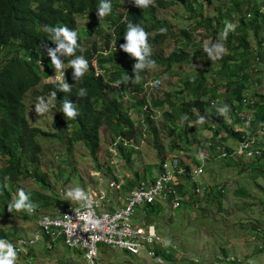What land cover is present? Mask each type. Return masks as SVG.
Returning <instances> with one entry per match:
<instances>
[{"label": "trees", "instance_id": "16d2710c", "mask_svg": "<svg viewBox=\"0 0 264 264\" xmlns=\"http://www.w3.org/2000/svg\"><path fill=\"white\" fill-rule=\"evenodd\" d=\"M99 1L0 0V160L3 163L0 166V217L10 215L8 205L17 199L12 197V191L22 179L35 177L40 186H45L41 174L29 172L30 166L33 164L38 166L37 163L40 161L41 149L37 137L46 135V133L38 126H32L26 118L25 91L33 90L42 83L37 94L52 98L54 106L59 105L62 108L63 103L70 100L69 96L77 94L75 87H70V91L65 92L60 90L57 82L47 83L50 75L57 69L53 64H47V60L51 61L52 57L44 52L43 41L49 33L56 41L63 40L62 35L59 39L56 38L55 28L67 27L71 31L75 28V20L79 17L85 20L88 18L89 23L92 24L94 22L93 14L99 11ZM175 1L182 3L190 12L189 19H193L187 27H183L178 33L171 31L166 18L156 14L158 7L166 8L175 4ZM206 1L210 2V0ZM119 3L117 0L110 3L111 10L108 13V16L116 23L123 15V13L120 15L115 13L120 6ZM121 5L127 8L126 21L117 25V31L120 35L122 32L126 35L129 23L135 27L136 22H144L145 28L154 34L147 40L151 54L142 52L144 60L140 61L132 53H129L130 60L126 63L127 65L118 67L115 74L105 67L104 59L99 61L100 68L105 69L102 74L95 75L89 64L87 73L81 78L82 84L79 85V87L83 85L86 93L84 100H87L81 103V96L76 97L77 104L72 102V106L78 115L74 119L69 118L68 122L63 121L61 125L64 130H67L68 127L71 128L70 131H64L67 138L66 144L82 141L95 161V168L100 169L101 166L96 156L100 139L98 129L102 124H105L112 140L120 137L115 148L128 161L135 148L123 145V139H140L141 131L138 128V126L140 127L138 125L140 117L142 123L148 128V133L153 139V146L158 152L159 167V164L168 156L161 155L163 148L156 138L154 120L150 113L143 109V105L147 102L145 95L133 96L136 103H132L131 106L136 107L133 108L137 114L129 116L124 112L128 107L122 104V100L119 98V89L116 88L113 96L106 94L110 88L108 82L111 80L121 83L127 81L129 84L134 82L136 74L143 71V68L137 69L135 66L138 63H144L147 67L149 60L155 61L154 66L162 67L163 72L169 73L173 66L194 63L195 67L193 65L188 70L175 72L182 85V89L179 91L181 93L179 102L175 105L167 98L172 105H168V109H162L161 112V119L165 121L164 131L168 132L171 139L168 153L175 150L181 151L183 154L177 155L181 165L197 166L198 159L196 161L187 148L192 146L196 140L195 132L192 129L193 124L206 118L207 125L210 126L209 130H212L213 133L208 145L209 155L213 157L219 155V147L224 146V151L228 155L223 160L226 165L230 164L231 161L227 158L234 149L224 145L228 137L237 140H245L247 137L246 130H234L232 122L249 120L252 128L264 126V93H253L249 98L246 93L249 90V72L253 69L261 70L260 61L264 58L261 50L264 44V0H228L227 3L222 2V5L217 7L218 11L212 16H203L204 3L202 0H156L149 7L152 10L144 7L137 9L136 0H121ZM223 8L224 10L221 12ZM231 15L237 16L235 30L228 31L225 37L223 35L225 31L224 19ZM127 21L130 22L125 24ZM50 28L51 31H49ZM198 29L203 30L204 35H201V32L193 35ZM80 30L87 32L91 30V26L85 24ZM172 37L177 46L168 53L158 50L159 46L165 44L166 40ZM212 39L215 40L216 45L220 44L225 48V52L218 59H212L215 55L211 56L210 52L205 50V44ZM252 40L256 41L255 47L252 46ZM40 60L44 64L43 66L39 64ZM201 60H204V64H202L204 67L197 66ZM124 74H128V77H124ZM207 74L214 75L209 78ZM142 81L138 83L137 91H142ZM222 90L224 92H221ZM53 92H55L54 97L51 95ZM245 99L247 102L244 101ZM99 101H101V106L97 108ZM149 102L155 108L165 106L164 100L157 98H152ZM225 106L228 107V111L222 115L220 110ZM244 109L250 110L251 118L242 115ZM235 111L240 112L239 116L235 117ZM142 112L143 114L139 115ZM225 115L228 117L226 118ZM65 116L62 110V117L65 118ZM62 117L59 114L58 120L62 121ZM252 131L256 132L255 129ZM221 132L226 135L222 136ZM53 134H55L54 136L59 135L57 132ZM253 149L258 151L254 155L256 159L248 163H241L239 173L254 172L257 170L256 166H260V172L264 170V144ZM239 157L241 156H238V159ZM147 166L148 169L145 167L142 175L134 171L132 178H125V189L134 186L139 179L151 178L149 170L151 166ZM109 170L111 171V168ZM110 176L115 180L118 179L113 172ZM41 177L43 180H39ZM8 184L12 190L8 188ZM198 186L202 188L200 184ZM207 186H204L199 192L195 191L196 184L185 191L183 184L177 185L176 188L181 195H188L190 200H194L186 202L192 206L196 201L206 202L209 198L221 205V195L226 191V184ZM238 190L241 191H238L241 194L246 193L243 189ZM31 199L34 198L29 197V203H31ZM41 199L37 195V199H34L37 203H31L35 209L43 208L46 204ZM149 211L154 212L155 205H150ZM11 212L19 213L25 219L32 220L27 211L13 209ZM252 227L255 234H258V226L253 224ZM16 239H18V235L15 232L0 227V240L13 246ZM43 241L47 243L45 240ZM260 251L264 252V244ZM221 253L223 256H218L216 261L211 264L241 263L234 258L226 260L228 254L225 248H222ZM169 256L172 258L169 254L166 257Z\"/></svg>", "mask_w": 264, "mask_h": 264}, {"label": "rangeland", "instance_id": "374dc122", "mask_svg": "<svg viewBox=\"0 0 264 264\" xmlns=\"http://www.w3.org/2000/svg\"><path fill=\"white\" fill-rule=\"evenodd\" d=\"M155 1V0H153ZM203 16H212L216 13L217 7L222 5V2L227 3L228 0H202ZM158 14L167 18V24L172 31L178 33L183 27H187L193 21L190 18V12L183 6L182 3L175 1V4L166 8L158 7ZM224 8L221 10L223 12ZM237 16L225 18L224 23L230 22L236 24ZM82 18H78L76 24L82 26L84 24ZM204 31L198 29L196 33ZM264 36V31H263ZM88 40H85V43ZM208 49L211 56H216L215 40H208ZM176 45L175 39L172 37L167 39L165 44L158 47L168 53ZM252 46H256V41L252 40ZM262 54L264 55V44L262 46ZM95 69L98 70L95 61H92ZM204 60L197 63V66L202 67ZM261 70H251L249 72V90L246 92L247 97L255 93H264V58L260 61ZM193 64H182V66H173L171 72H163L162 67L152 66L143 67V73L139 74L141 78L151 79L159 77L161 80L158 89V95H162L167 91L169 101L178 104L182 89L181 81L175 72L179 70H188ZM196 65H194L195 67ZM204 67V66H203ZM96 70V71H97ZM209 78L214 74H207ZM55 79V78H54ZM259 80V82H257ZM42 83L35 89L29 91L25 97L27 102L26 118L32 126H38L46 135L38 136L37 140L40 143V161L38 166L33 164L29 168V172L41 174L44 179L45 186H40L35 177L22 179L12 191L13 198H19V191L23 190L28 197L37 199L39 195L45 204L43 208L37 209V212L56 213L66 206L75 205L82 200H75L67 194L79 188L85 196L88 195L91 189L101 181V185L107 186V181L110 179L111 172L121 174L124 178H132L134 171L142 175L145 167H149L150 177H155L158 174V152L153 146V139L148 133V128L142 127L140 139L134 140V151L130 155V159L126 161L122 155L114 151V145H110L111 137L109 130L100 128L97 159L100 163V169L95 168V161L91 157L88 148L82 141H76L72 144H66L65 132L70 130L62 129L61 123L55 119L53 109L49 110L48 106L52 103L50 99L39 96L36 90L39 91ZM115 88L111 89L107 95L113 96ZM221 92H224L222 90ZM43 98L42 102L39 98ZM122 104L128 106V97L125 95L119 96ZM41 103V107L47 109L43 114H37L35 106ZM168 103V105H172ZM166 107V105H165ZM135 116V111L130 109ZM242 115L248 118L250 110H242ZM162 110L159 109V113ZM240 112L235 111V117L239 116ZM226 118L228 115H225ZM154 119L155 134L159 143L162 145L161 155L168 157L172 155H182L181 151L169 152L170 138L168 132L164 131L165 121L159 115H152ZM203 123L195 122L192 129L195 132L196 140L192 146L187 148L190 155L193 154L194 159L203 160V174L196 176V181L203 184L201 186L213 187L216 184H226V191L221 195V205H218L212 198L206 202L196 201L193 206L187 201L190 197L186 195V201L182 202L181 207L172 209L170 204L164 203L163 206L155 207L152 219L155 222L157 233L170 244L172 258L161 256L162 260H167L168 264H211L216 261L217 257H222V248L228 254L226 260L234 258L239 260L240 264H264V252L260 251L264 244V170L259 171L260 166H256L253 171L247 173H239L241 163H248L256 159L252 156L238 153V144L240 140L228 137L225 146H229L234 151L227 159L231 163L226 165L224 157L213 158L208 153V145L213 135L212 130H209L206 118ZM141 123L139 117L138 125ZM207 125V127H206ZM234 130H246V138L251 143V148L260 147L264 144V126L252 128L249 120L232 122ZM139 128V126H138ZM255 129V131L251 130ZM60 131V132H59ZM65 131V132H64ZM54 132L59 135L54 136ZM222 136L226 134L221 132ZM160 145V146H161ZM252 148V149H253ZM111 151V153H108ZM126 152V148H125ZM244 155V156H242ZM238 156L239 157L238 159ZM200 163V162H199ZM0 160V166H2ZM201 164V163H200ZM117 165V167L115 166ZM111 168V171L109 170ZM118 168V170H117ZM249 170V169H248ZM42 177L39 180H43ZM149 178V177H148ZM47 185V186H46ZM191 184L186 183L185 189L189 190ZM208 187V186H207ZM10 188V184H8ZM11 189V188H10ZM238 189H243L246 193H239ZM12 190V189H11ZM223 192V191H222ZM241 192V191H240ZM31 199V203L35 202ZM220 207V208H219ZM136 217L142 216L141 207L136 208ZM253 224L258 226V234H255ZM0 227L5 230L15 232L19 237L30 238L37 231L33 221L25 219L21 214L10 212V215L0 217ZM168 238V239H166ZM46 243L41 239L31 247H25L22 252H17L13 259V264H87L83 257V252L67 248L61 242H57L54 246L47 247ZM47 248V249H46ZM98 261L96 264H159L157 258L152 256H131L120 249H113L105 245L98 244ZM157 257H160L157 255ZM168 258V259H167ZM230 263V262H229Z\"/></svg>", "mask_w": 264, "mask_h": 264}, {"label": "built area", "instance_id": "2783aa9c", "mask_svg": "<svg viewBox=\"0 0 264 264\" xmlns=\"http://www.w3.org/2000/svg\"><path fill=\"white\" fill-rule=\"evenodd\" d=\"M239 152L249 156L258 153L248 140H240ZM227 155L223 146L219 147V155L215 157ZM203 160L204 157L197 166H183L177 157L172 156L159 165L155 177L139 179L129 189H125L126 180L121 174L117 180L108 179L107 186L99 181L82 202L56 213L33 217L37 234L29 239H18L15 251H22L42 238L51 246L61 242L69 249L82 251L87 264L98 261V244L120 249L131 256H152L159 264H167L161 256L171 254L172 250L169 242L157 233L152 219L154 212L149 211V206L160 207L168 203L172 209L180 208L187 196L178 192L176 187L179 184H183L184 191L187 182L191 186L197 185L196 192L203 189L204 186H198L203 183L196 181V176L203 174ZM138 207L143 212L140 217L135 215Z\"/></svg>", "mask_w": 264, "mask_h": 264}, {"label": "clouds", "instance_id": "9594fccd", "mask_svg": "<svg viewBox=\"0 0 264 264\" xmlns=\"http://www.w3.org/2000/svg\"><path fill=\"white\" fill-rule=\"evenodd\" d=\"M114 0H100V7L99 11L93 14L92 19L94 22L92 24L89 23V19L85 20L82 18L85 22L82 26H78L75 24V28H73L71 31L67 27H56L55 32H56V38L59 39V37L62 35L64 37L63 40L56 41L54 37L51 36V34H48L45 40L43 41L44 43V52L47 55H50L52 57L51 61L47 60V64H53L57 70H55L49 78V81L47 83H55L57 82L60 86V90L69 92L70 87H75L77 88L75 92L77 94H72V97L69 96L70 100L65 101L63 103V108L62 106H57L55 107V103L53 99L48 98L51 100V104L48 106L49 110L52 108L53 109V114H55V119H57L58 122L62 124V122L69 121V118H75L78 115V112L73 109L72 102L77 104V98L81 96V103L86 100H84L85 97V89L83 85L79 87L80 84H82L81 78L87 73L88 71V66L89 64L91 65L95 75L102 74L103 71L105 72V69L100 68L99 61L104 59L105 60V67L110 70V72H115L117 71L118 67H125L130 60L129 58V53H132L135 57H137L140 61L144 60V56L142 55V52L144 53H149L151 54V49L148 45V39L151 38L154 34L152 31H149L145 28L143 25L144 22H136V26L134 27L131 23L128 25V29L126 32V35L119 34L117 31V25L121 23L122 21H126V15L125 12L127 8L121 5V0L119 3V0L117 2L119 3V8L116 10V14L120 15L123 13L121 16L120 20L116 23L112 18L108 16V13L111 10V5ZM153 0H136V8L140 9V7L148 8L149 10H152V8H149L153 3H155ZM156 14H158V9L156 11ZM163 17V16H161ZM166 18V17H163ZM167 19V18H166ZM78 19L75 20V22ZM130 21H127L125 24H127ZM85 24H89L91 26V30L87 32H83V30H80L81 27H83ZM169 27V26H168ZM170 28V27H169ZM172 31V28H170ZM52 29L50 28L49 31ZM234 31L235 30V25H233L230 22H226L225 25V31H224V36H227L228 31ZM174 32V31H172ZM127 41H126V40ZM85 40H88V42L85 43ZM205 50L209 51L210 50L207 48V45H205ZM216 53L217 56L213 57L212 59H218L221 57V55L225 52V48L223 45H219L216 47ZM164 52V51H163ZM211 55V52H210ZM45 59L46 55L44 54ZM95 61L97 64V69H95V66L92 64V61ZM39 64L43 66L44 64L42 61H39ZM155 65V61L149 60L147 63V67H152ZM157 66V65H156ZM145 67L144 63H138L135 68H143ZM97 70V71H96ZM143 70V69H142ZM143 73V71L141 72ZM137 73L136 76L134 77V82L127 83H121L117 81H109L108 84L110 86L109 91L113 88L119 89V94L121 96L125 95L128 97V107L127 110L124 112L127 115H133V113L130 111V109L134 110L133 107L134 105L131 106L132 103H136V100H133V96H141L145 95L147 102L143 105V109L147 110L148 113H150V116L152 115H159L161 117V113H159V109H168V103L169 101L167 98H169L168 92L165 91L163 92L162 95H158V89L160 87L161 80L159 77H154L151 79L144 78L142 79V91H137L136 87L140 81L139 80V74ZM124 77H128V74H124ZM55 78V79H54ZM41 84V83H40ZM39 86V85H38ZM35 89V88H34ZM41 89V88H40ZM31 91V89L29 90ZM29 91H25V97L29 93ZM108 91V92H109ZM107 92V93H108ZM106 93V94H107ZM37 94V90L36 93ZM53 97L55 96V92L51 94ZM114 95V94H113ZM42 97H45L43 95H39ZM39 98V101L42 102L43 98ZM152 98H157L159 100H164V104L166 105L163 106V108H155L152 106V103L149 102V100ZM166 99V100H165ZM25 101V98H24ZM26 102V101H25ZM101 106V101L98 103V107ZM62 108V109H61ZM136 108V107H135ZM26 110H27V102H26ZM62 110L65 113V118L62 117ZM35 111L37 114H43L47 109L44 107H41V103H37L35 106ZM135 114L136 113V110ZM221 114H225L228 111V107L225 106V108L221 109ZM27 114V111H26ZM61 115L62 121L58 120V115ZM142 113H139V115H142ZM153 119V117H151ZM154 120V119H153ZM204 121L201 119L200 123H203ZM146 125L142 123L140 124V131L142 130V127H145ZM100 128H106L105 124H102ZM98 129V135L100 130ZM71 130V128H70ZM69 130V131H70ZM142 134V132H141ZM99 138L101 136L99 135ZM122 138V137H121ZM123 139V138H122ZM120 140V137H117L116 139L112 140L111 138V143L110 145H114V148L118 141ZM135 139H123V145L126 147H133V141ZM116 148H115V150ZM111 153V151H108ZM175 157H178L177 155H172ZM170 156V157H172ZM168 157V158H170ZM167 158V159H168ZM166 160V159H165ZM160 165V164H159ZM159 168V167H158ZM111 179V176H110ZM69 197L75 200H82L86 199L85 193L79 189L76 188L74 191L69 192L67 194ZM29 197L25 194L23 190L19 191V198L15 199L12 203L8 205V211L11 212L13 209L16 211H27L28 214L31 215L32 221L33 217H35L37 214H40L37 212V209L34 208L33 204L29 203ZM51 214V213H50ZM34 223V221H33ZM35 225V224H34ZM37 231L32 234L31 237H33L35 234H37ZM30 237V238H31ZM20 238H25L29 239L28 237H19ZM16 239V241L18 240ZM42 238H40L38 241H40ZM43 240V239H42ZM36 241L35 243H37ZM35 243L27 245L32 246L35 245ZM16 244V243H15ZM15 244L12 246L11 244H6L4 240H0V264H13V259L15 258L16 254L18 251H15ZM46 245L49 246V244L46 243ZM53 247V246H50ZM25 249V248H24ZM5 250H7L5 252ZM23 251V250H22ZM19 251V252H22ZM170 255V254H169ZM167 261V260H166ZM168 264V261H167Z\"/></svg>", "mask_w": 264, "mask_h": 264}, {"label": "crops", "instance_id": "0c3cea01", "mask_svg": "<svg viewBox=\"0 0 264 264\" xmlns=\"http://www.w3.org/2000/svg\"><path fill=\"white\" fill-rule=\"evenodd\" d=\"M157 211H154V213H156Z\"/></svg>", "mask_w": 264, "mask_h": 264}]
</instances>
